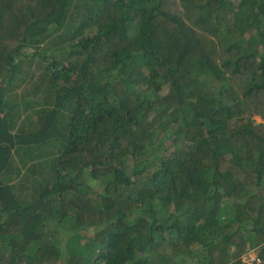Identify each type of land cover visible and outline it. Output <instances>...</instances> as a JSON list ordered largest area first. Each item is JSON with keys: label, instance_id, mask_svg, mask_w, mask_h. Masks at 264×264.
Instances as JSON below:
<instances>
[{"label": "trees", "instance_id": "1", "mask_svg": "<svg viewBox=\"0 0 264 264\" xmlns=\"http://www.w3.org/2000/svg\"><path fill=\"white\" fill-rule=\"evenodd\" d=\"M255 116L264 0H0V264H264Z\"/></svg>", "mask_w": 264, "mask_h": 264}, {"label": "rangeland", "instance_id": "2", "mask_svg": "<svg viewBox=\"0 0 264 264\" xmlns=\"http://www.w3.org/2000/svg\"><path fill=\"white\" fill-rule=\"evenodd\" d=\"M26 91H28V90H21V92L17 90L16 94H17V96L20 97L22 95V93L24 94ZM33 116L36 117V115H33ZM255 120H256V122H264L259 116H255ZM17 189L21 190L22 192H27V193H30L29 191L31 190V189H29V187H24V188L17 187ZM256 254L257 253L255 252V250L251 249L243 255V258L246 260V262L253 264L251 262H252V260Z\"/></svg>", "mask_w": 264, "mask_h": 264}, {"label": "clouds", "instance_id": "3", "mask_svg": "<svg viewBox=\"0 0 264 264\" xmlns=\"http://www.w3.org/2000/svg\"><path fill=\"white\" fill-rule=\"evenodd\" d=\"M16 187L17 186H19V185H15ZM251 250V249H250ZM253 250V249H252ZM249 251V249L247 250V252ZM246 252V253H247ZM245 254V253H244ZM243 254V255H244ZM242 261H244L246 264H250L249 262H246V260L243 258V256H242ZM251 263H253V264H259L260 263V259L257 257V254L254 256V258H253V260H252V262Z\"/></svg>", "mask_w": 264, "mask_h": 264}]
</instances>
